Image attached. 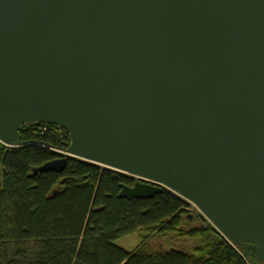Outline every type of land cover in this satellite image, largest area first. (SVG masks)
Returning <instances> with one entry per match:
<instances>
[{
    "label": "water",
    "instance_id": "1",
    "mask_svg": "<svg viewBox=\"0 0 264 264\" xmlns=\"http://www.w3.org/2000/svg\"><path fill=\"white\" fill-rule=\"evenodd\" d=\"M38 123L71 141L35 174L169 189L264 263V0H0V142Z\"/></svg>",
    "mask_w": 264,
    "mask_h": 264
},
{
    "label": "trees",
    "instance_id": "2",
    "mask_svg": "<svg viewBox=\"0 0 264 264\" xmlns=\"http://www.w3.org/2000/svg\"><path fill=\"white\" fill-rule=\"evenodd\" d=\"M18 141L0 142V264H264L201 213L190 218L192 204L169 189L120 198L136 178L77 158L62 173L35 174L62 157L58 149L71 141L65 128L25 125ZM137 232L134 251L115 245Z\"/></svg>",
    "mask_w": 264,
    "mask_h": 264
},
{
    "label": "rangeland",
    "instance_id": "3",
    "mask_svg": "<svg viewBox=\"0 0 264 264\" xmlns=\"http://www.w3.org/2000/svg\"><path fill=\"white\" fill-rule=\"evenodd\" d=\"M193 207L189 209L190 217L193 218V216L197 213H201L193 204ZM142 242V234L140 232L135 233L131 236L122 237L115 241V245L121 249H124L128 252H132L135 249L139 247V245ZM158 245H162V242H157ZM183 242H180V246L186 249V246H182ZM189 247V246H188Z\"/></svg>",
    "mask_w": 264,
    "mask_h": 264
},
{
    "label": "flooded vegetation",
    "instance_id": "4",
    "mask_svg": "<svg viewBox=\"0 0 264 264\" xmlns=\"http://www.w3.org/2000/svg\"><path fill=\"white\" fill-rule=\"evenodd\" d=\"M138 182H139V180H138V179H136V180H135V184H136V183H138Z\"/></svg>",
    "mask_w": 264,
    "mask_h": 264
}]
</instances>
